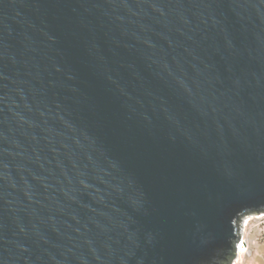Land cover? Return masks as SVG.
Masks as SVG:
<instances>
[{"label": "water", "instance_id": "1", "mask_svg": "<svg viewBox=\"0 0 264 264\" xmlns=\"http://www.w3.org/2000/svg\"><path fill=\"white\" fill-rule=\"evenodd\" d=\"M255 212L264 0H0V264L230 263Z\"/></svg>", "mask_w": 264, "mask_h": 264}, {"label": "rangeland", "instance_id": "2", "mask_svg": "<svg viewBox=\"0 0 264 264\" xmlns=\"http://www.w3.org/2000/svg\"><path fill=\"white\" fill-rule=\"evenodd\" d=\"M239 227L234 256L230 263L224 264H264V212L244 215Z\"/></svg>", "mask_w": 264, "mask_h": 264}, {"label": "trees", "instance_id": "3", "mask_svg": "<svg viewBox=\"0 0 264 264\" xmlns=\"http://www.w3.org/2000/svg\"><path fill=\"white\" fill-rule=\"evenodd\" d=\"M224 255H225V251H224V252H222V254H221V257H220V258H221V259H223ZM216 264H220V263H219V261H218Z\"/></svg>", "mask_w": 264, "mask_h": 264}, {"label": "bare ground", "instance_id": "4", "mask_svg": "<svg viewBox=\"0 0 264 264\" xmlns=\"http://www.w3.org/2000/svg\"><path fill=\"white\" fill-rule=\"evenodd\" d=\"M247 222V221H246ZM245 225H246V223H245ZM241 255V253L239 254V256Z\"/></svg>", "mask_w": 264, "mask_h": 264}]
</instances>
